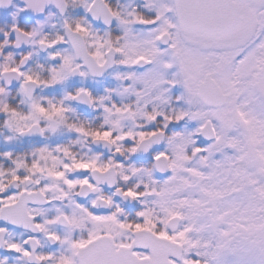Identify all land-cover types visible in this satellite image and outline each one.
I'll return each mask as SVG.
<instances>
[{
    "label": "snow or ice",
    "instance_id": "6c2138e0",
    "mask_svg": "<svg viewBox=\"0 0 264 264\" xmlns=\"http://www.w3.org/2000/svg\"><path fill=\"white\" fill-rule=\"evenodd\" d=\"M0 264H264V0H0Z\"/></svg>",
    "mask_w": 264,
    "mask_h": 264
}]
</instances>
